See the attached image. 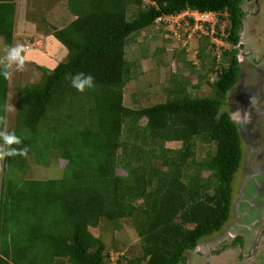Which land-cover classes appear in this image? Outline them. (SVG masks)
<instances>
[{"label": "trees", "instance_id": "1", "mask_svg": "<svg viewBox=\"0 0 264 264\" xmlns=\"http://www.w3.org/2000/svg\"><path fill=\"white\" fill-rule=\"evenodd\" d=\"M244 1H67L74 18L51 31L67 53L52 69L44 68L39 86L15 87L16 123L7 131L23 141L14 148L47 139L43 130H67L69 120L73 132L55 143L57 159L65 161L57 179H23L26 157L4 161L22 164L16 165L15 178L0 177V264H112L98 236L100 219L119 229L123 218H131L141 253L127 264H184L186 249L221 230L230 216L232 180L245 152L240 124L231 118L237 95L231 90L242 74L236 45ZM15 5L0 0V38L7 45L14 38ZM186 10L215 12L227 21L222 32L216 24L215 35L229 47L220 46L224 62L215 72L211 94L190 95L189 76L179 75L165 88V101L124 105L123 88L133 79L136 64L126 58L131 36ZM204 36L208 38L199 33L203 39L197 56L201 64L204 54L213 64L215 43ZM78 73L90 74L94 86L83 93L72 87ZM198 78L194 86L203 74ZM9 83L0 75L2 98L13 85ZM22 93L27 100H20ZM21 126L26 128L23 136ZM211 142L215 151L195 160L197 143L200 148ZM15 219L21 225L13 231L8 223Z\"/></svg>", "mask_w": 264, "mask_h": 264}, {"label": "rangeland", "instance_id": "2", "mask_svg": "<svg viewBox=\"0 0 264 264\" xmlns=\"http://www.w3.org/2000/svg\"><path fill=\"white\" fill-rule=\"evenodd\" d=\"M16 1L17 3L14 10V38L10 46L13 44L14 46L24 45L26 49L28 48L27 50L29 53L30 51H38L40 57H36L38 58L37 60H43L44 62H41L39 65L36 62L37 60H34L32 63H28V61H30L28 60L25 64V71L17 72L13 70V74L10 78L11 83H9L13 85L10 87V91L6 94L5 98L0 96V116L6 117L8 130L14 129L16 112L18 111L15 98L17 97V95H15V87L24 88L26 86H39V82L45 71L44 68H48V65L54 66V63L65 57L67 53L65 46L53 37L51 31L53 28L63 27L74 18L69 10L65 9V3L62 0H57L58 2L54 1L52 4L47 1L42 2L41 0H25V3L20 2V0ZM254 1L260 4V0ZM261 4L264 8L263 1H261ZM255 11L252 13H255ZM18 17H22L25 22H27L25 29L32 35H29L27 32H16V28H20L18 23L23 24L18 20ZM187 17H192L193 24L197 27L193 24L191 25ZM199 18L200 16L197 13L187 10L172 17H163L162 20L156 21L153 25L144 29L143 33L138 32L131 36L132 38L130 37L133 40L126 46V58L133 64H136L135 68L132 70L134 74L133 79L127 82L123 88L122 101L124 105L131 108H139L165 101L168 98V92L165 91V88L171 85L172 79L175 78L178 80L177 77L179 75L189 76L190 82L187 83V91L190 95L203 96L211 94L215 80V72L218 70L219 64L224 62L223 56H220V46L228 48L229 45L225 40L217 37L214 32L212 33L211 30L207 35L203 33V35L208 36V38L204 36V39H208V41L210 40L215 43L214 49L210 52L216 54V60L215 63L211 64V57H207L204 54L201 64L197 53L200 51V45H202L199 41L201 38L203 39V37L199 38V31L201 30L199 27L201 24L198 25V23H195ZM216 18L217 17H213L212 15L209 16L208 19L211 20L212 24L217 20ZM218 21L220 22L217 25L219 26L220 32H222V29L227 25V21H221L219 18L217 23ZM251 22L253 24L246 25L244 33L248 35V37L246 36L247 38L244 39L246 42L245 47L250 49L253 47L254 49L256 48L255 51L258 54L257 57H259V55L264 52V9L262 18L260 17V19ZM205 26L211 27L210 25ZM205 26L204 30H206ZM214 31H217L216 26H214ZM33 32H36V34H33ZM26 45H30V47ZM6 46L10 47L3 41H0V58L6 55ZM31 48L37 50L34 51ZM47 51L50 55H46V57L43 56V53ZM32 55L34 56V54ZM183 56L191 66L185 64L182 60V58H184ZM249 59L248 57L246 61L240 63L239 66L244 73L242 81L254 84L256 79L261 76L258 69L261 70V73L262 71L264 72V61L255 69L252 61H250V65L248 64ZM51 61L54 63H49ZM2 70V65H0V71ZM201 74H203V78L200 80L201 82L198 86H194L197 80H199L198 75ZM262 74L264 75V73ZM206 80L209 82H206ZM240 88L241 86L237 89L238 94L241 92ZM24 99H26V95L22 93L20 100ZM133 99H135V101ZM8 105H12L14 111H5ZM64 110V108H60L59 114L62 115L61 113H64ZM249 111L254 115L253 125L249 128L251 131V134H249L252 139H249V141L251 144L253 143L255 145V148L259 147L261 151H264V113L258 115L255 110L248 109V112ZM58 117L61 116L57 115L56 121ZM143 121L144 119L141 120V123H144ZM65 123L66 121L63 122V125H65ZM71 124V120L67 121V130L64 131V129H61V133H59V130L54 129L43 130L46 132H44V136L46 135L47 139L40 138V141L29 144L28 149H31L29 150L31 153H28L25 158L26 163H23L22 166L25 170H23L24 172L22 174V177H24L23 179L47 180L57 179L61 176L62 166L65 161L60 158L57 159L58 156L55 154L59 149L54 148V146L57 141H61L62 135L73 132ZM19 125L20 124L17 123V126ZM3 127L4 125H0V129H3ZM25 129L24 126L20 127L22 136L25 133L23 132ZM38 132L40 133H38V135L43 136L40 129ZM0 144H3V141H1ZM174 145L177 146L179 144ZM198 145L199 143H197L195 147V160L201 159L208 152L213 153L215 151L214 142L209 144L203 143L200 145V148ZM243 149L245 151L244 157L247 155L249 156L248 166L246 167L247 169L240 168L233 177L230 216L219 232L210 236H205V242L219 240L221 243H230L233 237H243L244 242L246 241V243L249 244L255 233L264 225V175H259V173H257L258 171H256V168H260V171H264L260 167L264 165V157L257 160L258 151L254 150L250 153L248 147L247 149L243 147ZM35 159H37V161H35ZM21 164L22 163L10 164L8 162L3 164L0 162V167H2L0 177L8 174L11 178H15L16 173L14 172L19 171L16 165ZM204 174L206 175L207 173ZM248 175L262 182V191H257V194L255 193L256 185H254V180L251 178L248 179ZM258 185L257 182V186ZM121 221V227L119 229H115L117 227H115L113 222H108L104 219H100L97 225L98 236L104 241L106 251L108 252V261L112 264H127L128 259H132L141 253V245L135 225L131 222V218H123ZM20 225L21 223L15 219L14 222L11 221L10 224L8 223V228L14 231L20 228ZM235 242L238 244L239 240ZM260 244L258 254H255L252 258L254 262L245 261L243 264H264V236ZM229 255L233 256L230 253ZM185 256L187 258L186 264H233L234 262L233 259L228 258L227 253L214 256L213 259L206 261L203 256L194 252L193 249H186ZM63 264L69 263L64 262Z\"/></svg>", "mask_w": 264, "mask_h": 264}, {"label": "flooded vegetation", "instance_id": "3", "mask_svg": "<svg viewBox=\"0 0 264 264\" xmlns=\"http://www.w3.org/2000/svg\"><path fill=\"white\" fill-rule=\"evenodd\" d=\"M261 1L264 2V0H260V4H259V2H257V1L255 2L254 0H246L243 2V6H244L243 14L245 17V25L253 24L251 21L258 20V19H260V17L262 18V12H263L264 8L262 7L263 5L261 4ZM253 11H255V13H252ZM245 30H246V26L244 28V33H245ZM244 33H243V36L241 37L240 50L237 48L239 53H240V55H239L240 59L238 60V63L239 64L244 63V61H246V59L249 57L250 59L248 61V64L250 65V63H251L250 61H252L253 67L256 69L257 66L259 64H261V62L264 61L263 60L264 59V52L262 54H260L259 57H257L258 54L255 51L256 48L255 49H254V47L253 48L251 47L252 49L246 48L245 47L246 42L244 39H246L248 37V35L247 34L245 35ZM263 66H264V64H263ZM240 69H241V67H240ZM241 71H242V69H241ZM258 72L260 73L261 76H259L258 79H256V82L259 83L264 88V75L262 74L264 72L262 71V73H261L260 69H258ZM243 75H244V73L242 71L241 79L243 78ZM242 80L240 83L243 85L244 81H242ZM251 90L252 89H250V91ZM250 91H248V88H246L243 91V93H245V95H246V98L237 102L238 105H237L236 109L238 111H240L238 122L240 124L241 133L249 135V138L252 139V137L250 136L251 131L249 130V128L253 125L254 115H252L253 113H251L250 111L248 112L250 116H246V113H245V110L248 109L249 106H250L249 110L252 109V107H253V102H251L252 100H250L251 99ZM243 93H240V96H243L244 95ZM239 104L244 105L246 107V109L241 110V107ZM250 104H252V105H250ZM256 112L258 113V115L264 113V111H260V113H259V110ZM248 145L250 147L255 146L254 144L251 145V143H249V141H248ZM252 149H255V147ZM262 153L264 154V152H262ZM260 167H261V169L264 170V165H262ZM259 169L260 168H256V171H258L257 173H259V175H264V173H263L264 171H260ZM249 178L254 180V185H256L255 193L257 194V191H259V192L262 191V188H261L262 182H259L256 180V178H252L248 175V179ZM260 179H262V178H260ZM257 182L259 184L258 186H257ZM263 236H264V225L255 233L253 238L251 237L252 239L250 240L249 244H247L246 241L244 242L243 237L242 238L241 237H237V238L233 237V239L230 243H227V242L221 243L219 240H212V239H211L212 241L205 242L203 239L201 242H199L195 246V247H197L198 250L193 249V251L196 252L197 254H200L201 256H203L206 259V261L213 259L214 256L221 255L223 253H227L228 258L234 260L233 264H235V263L236 264H243L245 261L254 262L252 258L255 256V254H258L259 245H261L260 241L263 238ZM236 240H239L238 244L235 242ZM208 243H210V244H208ZM237 245H239V246H237ZM229 253L232 254L233 256H230ZM186 262H187V258H186V261L184 264H186Z\"/></svg>", "mask_w": 264, "mask_h": 264}, {"label": "clouds", "instance_id": "4", "mask_svg": "<svg viewBox=\"0 0 264 264\" xmlns=\"http://www.w3.org/2000/svg\"><path fill=\"white\" fill-rule=\"evenodd\" d=\"M67 1L68 0H64V3L66 4V6H67ZM67 9H68V7H67ZM183 12H185V11H183ZM192 12H195L198 15L200 13H209L210 15L215 13V12H211V11L198 12V11H195V10H192ZM170 17H172V16H170ZM218 18H219V16H218ZM191 19H192V17H191ZM192 24H193V21L191 22V25ZM242 29L243 28L241 27L239 33L242 31ZM200 33L203 34V32H201V31H200ZM236 48H238V47H236ZM26 52H27V49H26V47L24 45H16L14 47H7L6 46V55L3 58H0V65H2V69H3L2 71H0V75H3V77L5 79H10L12 74H13V70H15L17 72L25 71V64H26V61H27ZM239 55H240V53L238 51L237 58H238ZM58 62H59V60H58ZM58 62H56V63H58ZM93 80H94V78L90 74L89 75H85L84 73H78L74 77H72L71 85L77 91L83 93L86 90V88H92L94 86ZM241 80L242 79H241V76H240V81L236 85V88L238 89V87H240V86H241V88H243V89L240 88V91H241L240 93H243V91L246 88H248V91H250V89H252L250 91V93H251V95H250L251 99L250 100H252L251 102H253L252 110H255V111L259 110V113H260V111H264V88L257 82H255L254 84H251V83H248V82L247 83L244 82V84L242 85L240 83ZM237 89L231 90L232 95L235 96V94H237L236 95L235 106H234V108L231 111V118L236 120V121H238V119H239V112H240V111H238L236 109V107L238 105L237 102L246 98L245 93H243L244 94L243 96H240V93L239 94L237 93ZM239 105L241 107V110L246 109V107L244 105H241V104H239ZM250 105H252V104H250ZM249 108H250V106H249ZM248 109H246V111H245L246 116H250L249 113H248ZM5 111H7V112L14 111V107L12 105H8L6 107V109H5ZM0 125H4V129L0 130V140L3 141V144H0V162H3L8 157H15V156L26 157L28 155V151H29L27 146L16 147V148L12 147V145H21L23 143V141L14 132H8L7 131V120H6L5 116H0ZM243 135H244V138H245V142L243 144V147H245L246 149L248 147L250 153H252V151H254V150L258 151L257 158L260 157V158H258L259 160L262 157H264V154L262 153L264 151H261V149H259V147L255 148V149H252L254 147H252V146L250 147L248 145V141L250 139L249 135H246L244 133H243ZM249 143H251V142L249 141ZM244 155L245 154H243V159L241 161L239 169L240 168L247 169L246 167L248 166V158H249V156L247 155V156L244 157ZM263 160H264V158H263ZM0 171H2V167H0ZM217 232H219V231H217Z\"/></svg>", "mask_w": 264, "mask_h": 264}, {"label": "crops", "instance_id": "5", "mask_svg": "<svg viewBox=\"0 0 264 264\" xmlns=\"http://www.w3.org/2000/svg\"><path fill=\"white\" fill-rule=\"evenodd\" d=\"M14 2H15V4L17 3V1L16 0H13ZM42 2H45V0H41ZM47 2H50L51 4H52V2H54V1H57V0H46ZM62 1H64V0H62ZM20 2H23V3H25V0H20ZM58 2V1H57ZM16 6V5H15ZM65 6H66V4H65ZM65 9H67V6L65 7ZM18 20H20V22L21 23H23V24H20V23H18V25L20 26V28H16V32H18V33H22V32H24V33H28L29 35H32L31 33H29L26 29H25V26H26V23L27 22H25V20L22 18V17H18ZM36 34V32H33V34ZM16 35V34H15ZM51 36V35H50ZM32 39V38H31ZM0 41H3V39L2 38H0ZM12 44V43H11ZM10 46V45H9ZM11 46H13L14 47V44L13 45H11ZM10 46V47H11ZM27 47H30V45H26ZM28 49V48H27ZM32 49V48H31ZM32 50H37V49H32ZM32 54H34V56L32 55ZM44 55L43 56H45L46 57V55L48 56V55H50L49 54V52L47 51V52H44L43 53ZM52 55V54H51ZM26 56H27V61L28 60H30V61H28V63H32L34 60H37L38 58H36V57H40L39 55H38V51H36V52H33V51H30V53L28 52V50H27V52H26ZM42 60V59H41ZM39 65L41 64V62H44L43 60L42 61H39V60H37L36 61ZM35 63V62H34ZM49 63H54L53 61H51V62H49ZM55 64V63H54ZM51 66H53V65H48V68H53V67H51Z\"/></svg>", "mask_w": 264, "mask_h": 264}, {"label": "built area", "instance_id": "6", "mask_svg": "<svg viewBox=\"0 0 264 264\" xmlns=\"http://www.w3.org/2000/svg\"><path fill=\"white\" fill-rule=\"evenodd\" d=\"M213 15V17H217L216 19L218 20V16H217V13H214V14H212ZM212 15H210L209 13H200L199 14V16H200V18L198 19V21H196L195 23L197 24L198 23V25H202L203 26V29H202V26L200 25V31L201 32H203V33H206V34H208V32H210V30H211V32L213 33H215L216 31H214V26H216L215 24H217V20L215 21V22H213L212 24H211V20L210 19H208L209 18V16H212ZM211 18V17H210ZM200 21V22H199ZM195 27H197L195 24H193ZM205 25H210L211 27H209V26H205ZM204 26H205V29L206 30H204ZM222 31H223V29H222Z\"/></svg>", "mask_w": 264, "mask_h": 264}, {"label": "water", "instance_id": "7", "mask_svg": "<svg viewBox=\"0 0 264 264\" xmlns=\"http://www.w3.org/2000/svg\"><path fill=\"white\" fill-rule=\"evenodd\" d=\"M242 31L239 33V38H238V43H237V47L240 50V44H241V37L243 36L244 33V28H245V17L244 14L242 16ZM238 59H240V57L238 56ZM193 249L198 250L197 247H194Z\"/></svg>", "mask_w": 264, "mask_h": 264}]
</instances>
